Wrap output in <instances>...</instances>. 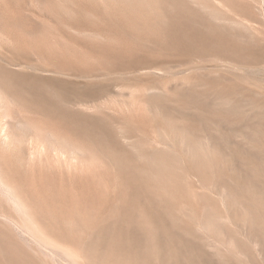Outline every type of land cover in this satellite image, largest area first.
<instances>
[{
    "label": "rangeland",
    "instance_id": "rangeland-1",
    "mask_svg": "<svg viewBox=\"0 0 264 264\" xmlns=\"http://www.w3.org/2000/svg\"><path fill=\"white\" fill-rule=\"evenodd\" d=\"M87 260L264 264V0H0V264Z\"/></svg>",
    "mask_w": 264,
    "mask_h": 264
},
{
    "label": "bare ground",
    "instance_id": "bare-ground-1",
    "mask_svg": "<svg viewBox=\"0 0 264 264\" xmlns=\"http://www.w3.org/2000/svg\"><path fill=\"white\" fill-rule=\"evenodd\" d=\"M4 137H5V136H4ZM7 139H8V137H7ZM5 140H6V139H5ZM96 251H98V250H96ZM96 251H94V252H96ZM94 252H93V253H94ZM100 252H101V251H100ZM90 254H91V253H90ZM93 255H94V254H93ZM99 255H100V254H99ZM91 256H92V255H91ZM95 257H96L97 260L99 259V258H97L98 256H95ZM95 257H94V258H95ZM85 258H86V257H85ZM90 259H91V257H90ZM92 261H93V260H92ZM89 262H90V261H89ZM89 262H88V260H87V263H89ZM94 263H96V260L94 261ZM89 264H90V263H89Z\"/></svg>",
    "mask_w": 264,
    "mask_h": 264
}]
</instances>
